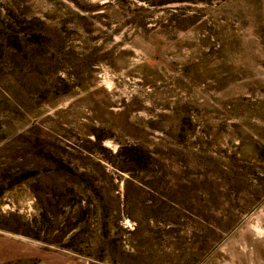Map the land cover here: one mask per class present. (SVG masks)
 <instances>
[{"label": "rangeland", "instance_id": "374dc122", "mask_svg": "<svg viewBox=\"0 0 264 264\" xmlns=\"http://www.w3.org/2000/svg\"><path fill=\"white\" fill-rule=\"evenodd\" d=\"M0 264H264V0H0Z\"/></svg>", "mask_w": 264, "mask_h": 264}]
</instances>
